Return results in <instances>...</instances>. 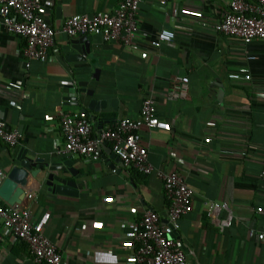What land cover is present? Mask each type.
Returning a JSON list of instances; mask_svg holds the SVG:
<instances>
[{"label":"crops","instance_id":"1","mask_svg":"<svg viewBox=\"0 0 264 264\" xmlns=\"http://www.w3.org/2000/svg\"><path fill=\"white\" fill-rule=\"evenodd\" d=\"M121 1L42 0V14L60 28L74 14L113 11ZM175 5L179 15L173 20ZM228 10V0H171L166 8L158 0H143L132 46L83 34L93 49L88 87L99 100L103 128L120 118L138 119L150 88L160 120L171 126L141 129L156 169L150 174L115 162L109 144L99 159L57 154L65 141L62 113L83 114L64 100L71 81L70 41L83 35L59 33L51 59L26 68L25 40L0 24V118L23 135L17 146L0 139V166L7 170L9 152L28 146L57 161L72 157L83 173L78 196L52 193L33 178L26 187L24 206L60 249L61 264H134L136 229L148 209L159 213L167 234L184 249L186 264H264V242L257 236L264 232V39L247 43L217 32L213 24ZM161 28L174 29L177 36L153 48L150 40ZM232 72L252 78L234 80ZM175 75L189 76L187 99L166 98ZM159 171L182 173L194 190L193 210L177 229ZM217 203L226 206L215 209ZM0 264L36 263L24 242L5 238Z\"/></svg>","mask_w":264,"mask_h":264},{"label":"built area","instance_id":"2","mask_svg":"<svg viewBox=\"0 0 264 264\" xmlns=\"http://www.w3.org/2000/svg\"><path fill=\"white\" fill-rule=\"evenodd\" d=\"M143 0H122L113 11H99L94 14L77 13L68 17L56 28L42 14V0H0V24L8 31L25 40L23 56L26 68L33 61L51 59L50 49L54 46L59 33L70 37L83 34H98L104 41H116L132 46L138 37V12ZM171 0H158L166 8ZM229 10L224 17L213 24V28L222 34L240 38L244 42L264 39V0H228ZM179 8L172 9V18L176 20ZM177 32L171 28H161L150 40L153 48H159L165 42L175 40ZM234 80H251L248 72H232ZM150 88V94L142 103L138 119L120 118L111 126L95 133L94 123L86 114L63 112L61 126L65 137L64 144L56 148L59 155H71L99 159L102 146L109 144L124 164L134 167L142 173L156 172L148 161V150L142 143L141 129L163 128L170 130L169 122L160 120L156 99ZM190 93V78L187 75H175L166 93L168 100L187 99ZM23 138L22 133L6 126L0 118V139L9 146H17ZM164 182L167 198L170 200L169 218L175 229L183 215L193 210L194 190L182 173L177 171L158 172ZM6 177V170L0 166V186ZM261 179L264 181V159ZM28 194L29 199L34 198ZM226 204L217 203L215 209ZM257 211L263 212V207ZM231 224V218L224 220ZM264 242V232L257 234ZM21 241L27 244L36 264H61L63 256L58 246L45 234L41 224L35 222L32 211L24 203L4 204L0 201V241ZM136 243L131 261L134 264H186L187 254L167 232L161 216L154 209L144 212L136 229Z\"/></svg>","mask_w":264,"mask_h":264},{"label":"water","instance_id":"3","mask_svg":"<svg viewBox=\"0 0 264 264\" xmlns=\"http://www.w3.org/2000/svg\"><path fill=\"white\" fill-rule=\"evenodd\" d=\"M70 48L73 52L67 54L66 58L71 65V81L65 84L68 94L64 96V100L79 107L81 113L87 114L95 125L101 109L99 100L93 97L95 90L88 87L91 78L89 55L93 51L91 42L83 35L78 40L70 41ZM88 97L90 100H87ZM95 128L100 132L103 124L98 121ZM106 145L108 144L102 146V153ZM110 158L115 162L121 160L115 152L110 154ZM9 160L6 177L0 186V198L7 204L24 202L27 196L26 187L31 178L46 185L48 190L55 194L78 196L80 193L78 179L83 173L75 167L72 157L57 161L52 156H39L36 148L21 146L18 150L9 152ZM111 165L114 167L115 163Z\"/></svg>","mask_w":264,"mask_h":264},{"label":"trees","instance_id":"4","mask_svg":"<svg viewBox=\"0 0 264 264\" xmlns=\"http://www.w3.org/2000/svg\"><path fill=\"white\" fill-rule=\"evenodd\" d=\"M87 116V115H86ZM25 244V243H24ZM27 246V244H25ZM28 247V246H27Z\"/></svg>","mask_w":264,"mask_h":264}]
</instances>
